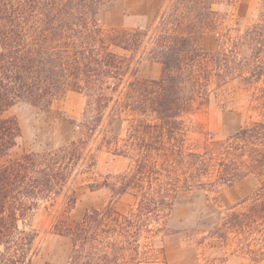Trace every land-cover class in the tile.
<instances>
[{
  "label": "trees",
  "instance_id": "obj_1",
  "mask_svg": "<svg viewBox=\"0 0 264 264\" xmlns=\"http://www.w3.org/2000/svg\"><path fill=\"white\" fill-rule=\"evenodd\" d=\"M115 1L0 0V264H29L35 234L20 224L41 203L62 197L71 208L68 184L85 158V139L127 76L132 79L112 108L134 117L128 138L142 153L117 183L92 187L131 194L135 204L126 213L111 206L88 210L73 226L55 222L53 233L69 241L65 264L162 263L159 239L178 196L216 184L232 187L249 175L259 182L252 209L231 213L222 226L249 233L264 219V122L195 143H188L186 127L209 102L212 86L261 82L257 91L264 94V23L205 52L199 40L216 25L217 0H168L149 29L105 30L97 16ZM136 54L159 64L162 75L135 78ZM66 92L86 99L85 138L3 161L21 138L17 120L4 114L18 103L50 112Z\"/></svg>",
  "mask_w": 264,
  "mask_h": 264
},
{
  "label": "rangeland",
  "instance_id": "obj_2",
  "mask_svg": "<svg viewBox=\"0 0 264 264\" xmlns=\"http://www.w3.org/2000/svg\"><path fill=\"white\" fill-rule=\"evenodd\" d=\"M167 1L118 0L106 4L97 20L105 30L149 29L156 12L163 10ZM212 9L216 25L205 31L199 40L200 48L205 52H214L225 46L229 38L264 23V0H217ZM141 58L142 55H135L134 77L158 79L162 75L161 66ZM128 79L132 77L127 76L117 92L110 94L112 101L99 126L85 139V158L68 184L67 191L74 197L71 208H66V200L62 197L43 202L20 224L35 234L29 264H65L69 241L53 233L55 222L63 221L73 226L91 209L111 206L119 213H126L134 206L135 199L131 194L116 196L107 188L92 187L104 180L117 183L118 177L132 168L133 158L142 153L137 150L139 142L128 138L134 117L112 108L114 101L125 91ZM214 87L209 102L186 120L188 143L210 138L223 140L252 122H264V94L261 89V92L257 91L263 87L261 82L244 86L230 81L223 87ZM85 105L82 94L66 92L54 101L50 112L25 103L13 106L4 116L17 120L21 138L3 161L85 138L81 124ZM258 186L257 178L249 175L232 187L216 184L213 189L206 187L182 192L165 219V229L159 239L164 262L153 264H264V219L250 226L255 229L249 233L222 226L231 213L243 214L252 209L253 194Z\"/></svg>",
  "mask_w": 264,
  "mask_h": 264
}]
</instances>
